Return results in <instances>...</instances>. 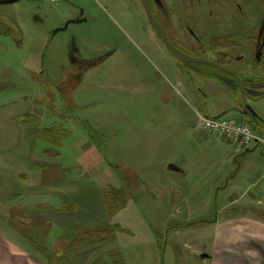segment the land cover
Wrapping results in <instances>:
<instances>
[{
    "label": "rangeland",
    "instance_id": "1",
    "mask_svg": "<svg viewBox=\"0 0 264 264\" xmlns=\"http://www.w3.org/2000/svg\"><path fill=\"white\" fill-rule=\"evenodd\" d=\"M56 2L58 7L48 0H0V228L19 230L55 260L57 248L80 230L110 228L112 238L105 243L115 244L116 238L122 242L128 237L120 225L132 230H147L150 225L162 233L163 264H200L197 256L188 259L194 247L206 246L210 237L195 217L186 220L185 214L173 210L178 204L174 185L182 178L167 170L166 162L174 156L181 160L185 149H191L183 128L196 119V112L203 109L211 115L230 101L221 89H231L237 97L241 90L264 92V0H151L159 24L167 27L181 49L214 63L221 49L211 50L210 39L245 28V35L226 40L234 44L222 50L228 57L222 67L235 77L216 75L222 83L198 76L193 66L187 67L191 73H184L186 69L151 29L140 0ZM75 5L97 25L71 24L53 35ZM236 74L246 80L240 84ZM241 103L264 126V98ZM217 115L215 119L246 122L228 111ZM45 129L60 143L45 141ZM195 132L199 139L202 131ZM204 134L214 143L211 133ZM165 147H172L171 157L164 154ZM256 150L264 164V146ZM246 159L238 156L237 163ZM237 163L231 159L232 167ZM174 164L180 167L179 162ZM189 173L188 179H197ZM8 183L16 191L38 185L44 194L73 201L77 212L66 213L70 208L65 203V214H51L45 209L49 200L41 195L25 204L19 203V197L9 200ZM210 193L203 190V203L209 200L204 207L211 209L215 200L221 205V199L210 198ZM113 195L122 196L129 205L110 215ZM42 199L40 206L37 201ZM135 212L142 220L132 222L137 227L126 220ZM187 223L193 225L177 229ZM177 230L179 235H173ZM101 236L74 255L67 254L63 264H69L70 258L79 261L83 254L93 262L102 250H113V244L98 248ZM142 239L136 235L130 240L134 246ZM128 248L125 253L131 254L132 263L135 250L132 245ZM36 251L38 258L45 259ZM180 254L188 261L179 263L175 256Z\"/></svg>",
    "mask_w": 264,
    "mask_h": 264
},
{
    "label": "crops",
    "instance_id": "2",
    "mask_svg": "<svg viewBox=\"0 0 264 264\" xmlns=\"http://www.w3.org/2000/svg\"><path fill=\"white\" fill-rule=\"evenodd\" d=\"M50 3L53 4L52 6H59L58 2ZM74 7L75 10L73 13L72 11L70 12L72 15H69L66 18V22L75 20L76 16L78 15L79 9L81 7L79 5H75ZM90 12L91 11L89 10V13ZM85 17H87L89 21L93 20L86 15ZM81 23L84 24L83 22L70 23L68 27L71 24ZM85 24V26L90 25L92 28L97 25L96 20H93L90 23L87 22ZM6 33H9L6 34V36L9 35L8 37H11L10 30H6ZM13 33H16V31ZM214 81L219 83V81ZM223 89H221L223 92L230 95V101L227 102L226 105L220 104L221 109L220 111L216 110L217 113L228 111L229 114L238 117L237 119L249 123V125L254 130H257L259 134L264 137V126L260 124V121L247 114V112L244 111V108L241 107L242 103L240 104L242 99H245L247 102L259 101L260 99L264 98V95H254L249 94L247 91H241V95L237 97L230 89H228L229 91L226 89L225 91ZM197 92L202 94L200 90H197ZM203 112V109L196 112V119L184 124L183 129L186 131L185 136L188 138V141H190L188 147L191 149H185L181 160L178 158L176 159L174 156L173 159L166 162L167 170L171 171V173H178L180 178H182L179 183L174 185V188L177 189V191L174 192L176 194L175 200L178 201V204L173 206L175 207L173 210L175 209L179 214H185L186 217L184 218H186V220L191 217H195V219L198 221L209 222L204 224V229L207 231L206 233H208L210 237L208 238L209 243L206 246H199L196 248L194 247V250L188 260H195V257L197 256L196 258L199 257L200 259L198 260L200 264L202 262L209 264H257L261 261L264 262V164L257 157L256 150L262 148V146L251 145V147L249 146L248 148H244L238 139L209 134L215 138L214 143H212V139H210L208 136H203L205 135V130L202 129L197 119V115L202 114L211 118H218V115L217 113H211V115H207ZM197 130L200 132L202 131V136L198 135L199 139L196 137L198 133L195 131ZM202 138L211 145L205 144ZM165 149L170 152L169 150H171L172 147H165ZM89 150L91 152L93 151V148H90ZM168 152L164 154L171 157V152ZM238 156H247V159L243 163H237ZM231 159H233L234 164L237 163V167L231 166ZM174 162H179V166L181 168L175 166ZM189 172H193L197 179H188L190 176ZM59 183H61V181ZM37 186L38 185L35 187H30L26 185L24 190L16 191L14 189H10V184L8 183L5 187V193L9 194L10 198H7L9 200H15L16 197H19V203L21 202V204H25L29 199L36 201V197L41 195L44 199L49 200V202L45 203V209H48L46 211H50L51 214H65V212L61 211L65 203H68V208H70L66 213L77 212L74 204L70 203L73 201H63L53 194H44L42 189L37 190ZM62 188L63 187L60 189ZM67 188L70 189L69 185H67ZM29 190L34 191L27 193ZM58 190L59 189H57V191ZM203 190H211V193L208 194V196L212 198V196L215 195L217 198H220L221 205H218L215 200L214 207L211 209L208 207L205 208L204 205L208 204L209 200L206 201L205 204L203 203ZM72 193L73 191L70 192V195ZM49 197L54 198L56 201L50 200ZM44 199L37 201L40 206L41 203H44ZM116 199L121 205L118 212H121L128 207L129 203L126 202L125 198L121 196ZM179 205H181L182 209ZM40 209H37V212L43 211ZM167 209L170 210L169 207ZM35 212L36 211H34V213ZM132 212H134L133 209ZM213 215H215V217H213ZM136 216H138L137 213L135 215L134 213H130L128 217L126 216V220L131 221L130 226L137 227L136 224L132 222L141 220V217L138 218ZM23 218L27 220V216H23ZM28 220L32 221V216H29ZM120 227L124 229L125 234L128 235V237L126 235V240L124 239L122 242H118L116 241V238L114 240L115 244H113V241H110V243L99 241L97 243L98 248L113 244V250H102V254L99 253L98 257L95 258L93 262H90V255L89 257H85L83 254V259L76 262L72 260L71 262L70 258L68 259V263L163 264L162 253L165 243L162 242V233L155 232L150 225L147 230H145V228H136L132 230L126 227L124 228L121 225ZM164 227H166V223L164 224L163 229ZM0 229H2L0 230V264H44L42 262L43 258H38L37 256L38 251H36L35 246L37 244H33L30 237L27 239L28 237L20 233L19 230L16 231L11 229L6 231L3 230V227ZM180 230L172 231L174 232L173 235H179L181 232ZM136 235L139 236V238L142 237L144 239L137 241L133 246V243H131L130 239H135ZM142 244L145 246H142ZM131 245L135 250L133 253L134 256L132 263L131 254L128 256L125 253L126 250L130 251L128 247ZM86 246H90V243L74 248L67 254L70 253L74 255L75 251ZM174 247L176 246L174 245ZM260 254H263L262 257H260ZM175 258L179 263L188 261L185 260L186 257L183 259L181 254L179 257L175 256ZM43 261L48 264L45 259H43ZM63 263L64 261L62 264Z\"/></svg>",
    "mask_w": 264,
    "mask_h": 264
},
{
    "label": "trees",
    "instance_id": "3",
    "mask_svg": "<svg viewBox=\"0 0 264 264\" xmlns=\"http://www.w3.org/2000/svg\"><path fill=\"white\" fill-rule=\"evenodd\" d=\"M152 13L155 16L157 22L159 23V18H158L157 13L155 12V10L152 9ZM165 30H166V34H167L168 38L173 42V44L175 46H177L179 49H181V47L179 46L177 41L168 32V29H165ZM228 39L229 38H225V37H223V38H211L210 39L209 46L211 47V50L221 49V51H219V54H218V59L215 61V63L220 67L223 64L224 59L225 60L228 59L227 55L224 54V51H222V50L228 49V48H230L231 45H233L232 42L231 43L226 42V40H228ZM181 50H183V49H181ZM183 52H185L188 55H192V53H190L188 51L186 52L183 50ZM178 63L180 64L181 67L186 69L187 72H184L186 74L191 73V71L189 69H187V67L193 66V67L197 68L196 71H195V69H192V70H194V73H196L198 76H200L202 78H206V79H210V80H216V81L221 82V80L219 78H217L216 75L230 76L228 73L220 71L217 68H214L212 66H208V65H204V64H197V63H192V64L181 63V62H178ZM234 95H236V93H234ZM50 132H51L50 129H45L42 138H44L45 141H48V142L50 141L51 143H60L59 139L50 138V137H53V135H51ZM112 205L114 207L112 210H110V215L117 213L121 207L119 201L115 198L114 195H113ZM66 209H67L66 205H63L61 211H65ZM198 222H199V224L209 223L207 221H198ZM192 225H193L192 223H187V224L182 225L181 227H179L177 229L188 228V227H191ZM110 232H112L111 229L106 228V227L94 228V229H85V230L78 231L76 236L74 237V239L72 241L65 242L64 245L61 244L60 247L57 248L55 256H54L55 260H52V259L48 258L47 256H45V253L42 251V248H40V246H38V245H35V246H36V250L39 249L40 253H42L45 256V259H46L48 264H62V262L64 261L66 255L69 251H71L74 248L80 247L84 244L91 243L93 240H95L96 238L99 237V234L102 236H101V238L97 239L98 242L99 241L100 242H106L111 237Z\"/></svg>",
    "mask_w": 264,
    "mask_h": 264
},
{
    "label": "built area",
    "instance_id": "4",
    "mask_svg": "<svg viewBox=\"0 0 264 264\" xmlns=\"http://www.w3.org/2000/svg\"><path fill=\"white\" fill-rule=\"evenodd\" d=\"M56 2L58 0H48ZM197 119L208 133L238 139L244 148L251 145L264 146V137L253 132L251 127L241 121L229 119H215L198 114Z\"/></svg>",
    "mask_w": 264,
    "mask_h": 264
},
{
    "label": "water",
    "instance_id": "5",
    "mask_svg": "<svg viewBox=\"0 0 264 264\" xmlns=\"http://www.w3.org/2000/svg\"><path fill=\"white\" fill-rule=\"evenodd\" d=\"M140 1H141L143 10L145 12L146 19H147L151 29L153 30V32L155 33L157 38L167 48V50L172 54V56L175 58V60H177L178 62H181V63H197V64H204V65L212 66L214 68H217L220 71L226 72L228 74H231V76L235 77L234 75H232V73L229 70L218 66L216 63H214L212 61L202 59V58L196 57V56H190V55L186 54L185 52H183L182 50H180L168 38V36H167L166 32L164 31V29L162 28V26L156 21V18L152 13V9H151L149 0H140ZM79 22H81V21L80 20H70V21L66 22L62 28H58V29L54 30L53 35L56 34L57 32L65 31L70 23H79Z\"/></svg>",
    "mask_w": 264,
    "mask_h": 264
},
{
    "label": "flooded vegetation",
    "instance_id": "6",
    "mask_svg": "<svg viewBox=\"0 0 264 264\" xmlns=\"http://www.w3.org/2000/svg\"><path fill=\"white\" fill-rule=\"evenodd\" d=\"M213 2H218V0H212ZM149 2H150V6H151V9H153V7H152V4H151V0H149ZM154 10V9H153ZM85 12H84V10L83 9H79V12H78V15L76 16V18H75V20H80L81 22H83V23H87V22H92L93 20H90L89 21V19L87 18V17H85ZM157 21V20H156ZM162 28L164 29V31L166 32V30L165 29H167V27H164V26H162ZM243 36V35H245V28H242V30H240V31H238L237 33H235V34H232V35H227V36H223V35H221V36H217V35H215V36H213V38H223V37H225V38H231V40H234L235 39V37H238V36ZM255 39H257L258 37H254ZM232 42V41H231ZM233 43V42H232ZM234 44V43H233ZM181 50V49H180ZM183 51V50H182ZM193 56V55H192ZM228 58V57H227ZM222 67V66H221ZM222 68H225V67H222ZM225 69H227V70H229L228 68H225ZM230 71V70H229ZM231 73H232V71H230ZM230 76H231V74H229ZM232 75H233V73H232ZM236 76L238 77V82L240 83V84H242L243 82H244V80H246V78H244V77H242V76H239L238 74H236ZM231 90V89H230ZM232 91V90H231ZM242 91V90H241ZM240 91V92H241ZM233 93H236V92H234V91H232ZM264 95V92L263 93H260V96H263Z\"/></svg>",
    "mask_w": 264,
    "mask_h": 264
}]
</instances>
